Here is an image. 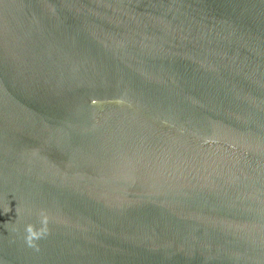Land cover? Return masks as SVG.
Returning <instances> with one entry per match:
<instances>
[{
  "label": "water",
  "instance_id": "95a60500",
  "mask_svg": "<svg viewBox=\"0 0 264 264\" xmlns=\"http://www.w3.org/2000/svg\"><path fill=\"white\" fill-rule=\"evenodd\" d=\"M0 264H264V0H0Z\"/></svg>",
  "mask_w": 264,
  "mask_h": 264
},
{
  "label": "clouds",
  "instance_id": "9594fccd",
  "mask_svg": "<svg viewBox=\"0 0 264 264\" xmlns=\"http://www.w3.org/2000/svg\"><path fill=\"white\" fill-rule=\"evenodd\" d=\"M20 212H17L19 215ZM39 223L40 227L37 228L36 225L32 223H28L25 225L24 231L26 233L24 239L28 247L34 248L36 251H39V245L36 241L40 240L41 238L45 237L48 234V223H49V216L48 214L41 210L39 213ZM15 231V229H13Z\"/></svg>",
  "mask_w": 264,
  "mask_h": 264
}]
</instances>
